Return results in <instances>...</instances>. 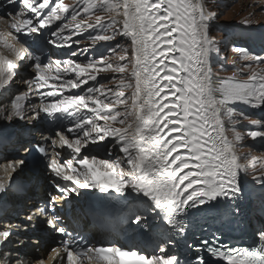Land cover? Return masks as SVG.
I'll return each instance as SVG.
<instances>
[{
  "label": "snow or ice",
  "instance_id": "1",
  "mask_svg": "<svg viewBox=\"0 0 264 264\" xmlns=\"http://www.w3.org/2000/svg\"><path fill=\"white\" fill-rule=\"evenodd\" d=\"M212 19L204 0H0V89L28 76L0 110L13 149L0 155V264H264V157L237 151L264 144V119L237 110L264 109V54L234 46L243 63L216 76ZM83 35L107 55L87 56ZM30 166L59 194L43 205L28 203ZM249 183L261 195L246 213ZM97 194L99 222L155 232L151 253L69 230L63 205ZM196 217L221 227L198 237ZM226 223H247L253 246L223 242ZM47 238V259L26 258Z\"/></svg>",
  "mask_w": 264,
  "mask_h": 264
},
{
  "label": "rangeland",
  "instance_id": "2",
  "mask_svg": "<svg viewBox=\"0 0 264 264\" xmlns=\"http://www.w3.org/2000/svg\"><path fill=\"white\" fill-rule=\"evenodd\" d=\"M204 3L206 12L213 14V19L209 23V38L215 40L217 47L220 48L219 54H212L213 72L218 77L231 76L234 70H230L226 65L225 67L223 59L224 61H227V59L230 61H240V59L231 49L228 50L229 46L222 41L225 38L223 30H225L228 26H232L233 30L242 26H254L255 28L258 25L264 26V0H204ZM244 19H250L252 23L245 25L242 23ZM235 35L236 33L232 32L230 37L234 38ZM121 43L123 44L124 41H121ZM115 59L116 57L114 60ZM239 78L243 80L245 77L240 76ZM21 84L22 88H19V91L25 92L27 89L23 85V81H21ZM7 89H5V91ZM243 106L244 105L237 106V110L244 111L247 115H249L250 119H264V117L259 118L256 115H253V113L247 112L249 107L244 106L243 108ZM248 110L256 112L252 108H249ZM246 126L247 124L245 122V127ZM245 127H242L239 130L242 132L245 131ZM237 151L241 154L251 151L252 155L264 157V144H261L258 141L253 144L250 140H245L238 146ZM241 161L242 163L246 162L243 159ZM251 175L252 170L249 168V180Z\"/></svg>",
  "mask_w": 264,
  "mask_h": 264
},
{
  "label": "bare ground",
  "instance_id": "3",
  "mask_svg": "<svg viewBox=\"0 0 264 264\" xmlns=\"http://www.w3.org/2000/svg\"><path fill=\"white\" fill-rule=\"evenodd\" d=\"M255 29H259L258 31H262L264 32V26L263 25H258ZM255 37H256V34H255ZM259 38H261V35H259ZM240 47V46H238ZM27 75V74H26ZM21 79L19 78V76L16 77L15 81L14 82H11L9 85H7L4 89H0V110H3L5 109L6 107H9L10 106V102H11V99L16 95V94H19V93H22L24 91H19L20 89L19 88H22L21 87ZM24 82V81H23ZM24 85V83H23ZM25 86V85H24ZM8 88V89H7ZM5 89H7L5 91ZM27 91V90H26ZM17 92V93H16ZM33 97H30L29 99H31ZM34 99V98H33ZM31 102V101H30ZM240 106V105H239ZM244 108V106H243ZM249 109V108H248ZM247 109V110H248ZM256 112H259V113H264V109H254ZM23 122H17L16 124L13 125L12 128L9 129V131H16L18 132L19 131V124H21ZM24 136L27 134V131L24 130L23 132ZM35 135L37 136V138L39 137V133L36 132ZM27 138V137H26ZM92 148V147H90ZM92 151L94 153H102L103 151V148H95L93 147L92 148ZM11 158V157H9ZM2 162H6V161H3V160H0V163ZM242 163V161H240ZM243 175V173H242ZM40 178L43 180V184L42 186L40 187V189L38 190L37 194L35 196H39V198L42 199L43 197V192L42 190L43 189H46L47 188V185L48 183L45 181V179L43 178V175L40 176ZM257 189H259V186H254L253 184L249 183L245 189V192H248V191H252V192H255ZM34 194V193H33ZM32 194V195H33ZM40 200V199H39ZM28 203H32V199L28 201Z\"/></svg>",
  "mask_w": 264,
  "mask_h": 264
}]
</instances>
